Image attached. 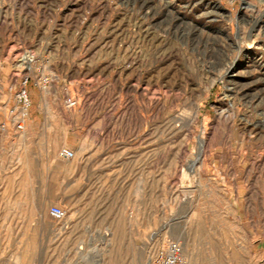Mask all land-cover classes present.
Here are the masks:
<instances>
[{
	"label": "rangeland",
	"instance_id": "rangeland-1",
	"mask_svg": "<svg viewBox=\"0 0 264 264\" xmlns=\"http://www.w3.org/2000/svg\"><path fill=\"white\" fill-rule=\"evenodd\" d=\"M33 2L0 0V62L52 76L0 117V264H264V0Z\"/></svg>",
	"mask_w": 264,
	"mask_h": 264
},
{
	"label": "built area",
	"instance_id": "built-area-1",
	"mask_svg": "<svg viewBox=\"0 0 264 264\" xmlns=\"http://www.w3.org/2000/svg\"><path fill=\"white\" fill-rule=\"evenodd\" d=\"M35 62V52L30 48L20 50L16 56V67L12 76L14 80L8 88L12 92L14 100V106L9 110L10 122H12L13 129L17 132L23 130L31 106L29 86H47L52 81L51 75L41 72L32 77ZM67 104L72 105L73 101L68 98ZM59 156L64 159H72L74 151L64 147L60 149ZM49 214L54 219L60 220L64 218L65 210L61 206L53 205L49 209ZM149 264H186L182 243L178 240H168Z\"/></svg>",
	"mask_w": 264,
	"mask_h": 264
},
{
	"label": "crops",
	"instance_id": "crops-1",
	"mask_svg": "<svg viewBox=\"0 0 264 264\" xmlns=\"http://www.w3.org/2000/svg\"><path fill=\"white\" fill-rule=\"evenodd\" d=\"M20 1V5L22 8L27 9V8H33V0H16V2ZM29 17V19H28ZM9 18L7 17L6 20H8ZM32 23V18L31 16H25L24 18H22L21 23L25 24L28 22ZM17 22V21H16ZM33 24V23H32ZM19 35V34H18ZM18 37H21L20 35ZM13 52H9L7 54V56L5 57V60H14L15 56L14 54H12ZM11 67L12 66H8L7 64H3L0 62V117L5 116V114H8L9 110L14 106V100H13V96H12V92L9 90V85L10 83L14 80V78L12 76H10V72H11ZM17 81V79H16ZM30 88V87H29ZM37 101H42L43 104H49V99L46 97H42V98H38ZM34 105H36V103L32 102L31 106L29 108V115H28V119L26 120L27 122H31V120H33V114H34ZM47 128H50V132L51 129L54 128V123L52 120L48 119L47 120ZM45 126V127H46ZM13 129V128H12ZM12 131H15L14 129Z\"/></svg>",
	"mask_w": 264,
	"mask_h": 264
},
{
	"label": "bare ground",
	"instance_id": "bare-ground-1",
	"mask_svg": "<svg viewBox=\"0 0 264 264\" xmlns=\"http://www.w3.org/2000/svg\"><path fill=\"white\" fill-rule=\"evenodd\" d=\"M253 14V13H252ZM263 30V29H262ZM231 63V62H230ZM226 70V69H225ZM248 89V88H247ZM247 92V91H246Z\"/></svg>",
	"mask_w": 264,
	"mask_h": 264
}]
</instances>
